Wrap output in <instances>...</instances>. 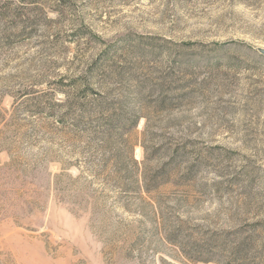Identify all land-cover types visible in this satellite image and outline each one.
Wrapping results in <instances>:
<instances>
[{"label":"rangeland","instance_id":"374dc122","mask_svg":"<svg viewBox=\"0 0 264 264\" xmlns=\"http://www.w3.org/2000/svg\"><path fill=\"white\" fill-rule=\"evenodd\" d=\"M264 0H0V264H264Z\"/></svg>","mask_w":264,"mask_h":264},{"label":"water","instance_id":"95a60500","mask_svg":"<svg viewBox=\"0 0 264 264\" xmlns=\"http://www.w3.org/2000/svg\"><path fill=\"white\" fill-rule=\"evenodd\" d=\"M260 52L264 55V49H261Z\"/></svg>","mask_w":264,"mask_h":264}]
</instances>
